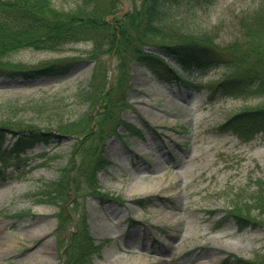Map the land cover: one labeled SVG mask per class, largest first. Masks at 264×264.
Instances as JSON below:
<instances>
[{
	"label": "rangeland",
	"instance_id": "1",
	"mask_svg": "<svg viewBox=\"0 0 264 264\" xmlns=\"http://www.w3.org/2000/svg\"><path fill=\"white\" fill-rule=\"evenodd\" d=\"M260 1L216 0L208 13L199 10L193 22L197 19L214 30L218 47L240 45L242 19ZM54 3L65 9L74 5L73 0ZM123 6L128 7L127 1ZM92 48L93 43L85 40L56 50L25 48L8 55L7 61L29 64L78 58L66 75L0 76V121L24 120L54 131L58 120H73L87 110L76 93L94 70ZM119 61L115 54L102 57V74L110 83L121 71ZM167 61L179 69L174 57ZM226 69L186 73L194 80L193 86H186L157 78L136 60L126 63L127 104L115 108L112 123L123 119L140 134L135 136L120 125L119 136L104 138L108 162L98 171V184L107 195L87 190L80 157L74 170L71 136L36 144L20 161L19 170L16 159H0L3 172L12 174H0V264H223L230 252L263 259L264 214L248 225L224 215L233 199L250 198L257 181L264 179V134L244 141L219 124L231 110L263 106L264 95L211 96L210 85ZM94 111L98 118L101 109ZM6 133L3 148L14 140L13 133ZM63 167L71 169L76 182L60 225L59 204L36 193L56 180ZM253 213L259 214L255 208ZM87 234L98 249L84 260L79 248Z\"/></svg>",
	"mask_w": 264,
	"mask_h": 264
},
{
	"label": "trees",
	"instance_id": "2",
	"mask_svg": "<svg viewBox=\"0 0 264 264\" xmlns=\"http://www.w3.org/2000/svg\"><path fill=\"white\" fill-rule=\"evenodd\" d=\"M73 1L74 5L65 9L59 8L55 0H0V76L35 78L66 75L78 58L43 60L32 64L5 60L11 53L25 48L56 50L68 43L90 40L93 48L89 57L95 62L87 84L76 93L79 100L87 103L88 109L73 120H58L54 131L53 128L29 125L24 120L0 121V158L2 162L8 158L16 159L15 170H19L20 161L36 144L71 136L75 139L70 157L74 170L80 157L87 172L90 187L87 190L107 195L99 189L97 179V172L106 162L104 138L110 133L119 134V124H123L131 134H140L134 125L124 120L119 119L117 125L112 123L115 108L127 104L123 91L129 87L128 71L125 70L128 61L136 60L147 65L162 80L175 79L189 86L194 85V80L186 73L202 69L207 72L226 66L224 76L210 85L212 96L247 98L264 95V0L242 19L243 44L235 42L223 47L217 46L214 30L203 27L197 19L193 22L199 10L208 13L216 0H126L127 10H123L122 0ZM106 54H115L120 59L121 71L112 83L102 74V57ZM170 56L177 61L179 69L167 61ZM116 90L121 92L118 97L114 96ZM98 106L101 111L95 118L94 110ZM219 128L236 133L242 140L253 139L264 133V105L233 111ZM6 132L13 133L14 140L3 148ZM10 173L0 168V174L12 176ZM75 182L71 169L63 167L57 180L46 182L36 193L42 200L60 204V225L64 223L62 214L67 212L65 203ZM256 186L250 198L238 197L230 204L227 213L239 223H249L264 214V179H259ZM253 208L259 213L256 216ZM56 238L59 242V233H56ZM85 241L79 250L83 249L84 260H87L88 253L96 251L98 246L89 234ZM223 264H264V258L259 261V258L229 253Z\"/></svg>",
	"mask_w": 264,
	"mask_h": 264
},
{
	"label": "bare ground",
	"instance_id": "3",
	"mask_svg": "<svg viewBox=\"0 0 264 264\" xmlns=\"http://www.w3.org/2000/svg\"><path fill=\"white\" fill-rule=\"evenodd\" d=\"M148 184H150V183H148Z\"/></svg>",
	"mask_w": 264,
	"mask_h": 264
}]
</instances>
